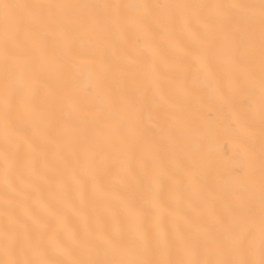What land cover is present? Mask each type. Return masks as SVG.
<instances>
[{
  "label": "snow or ice",
  "instance_id": "6c2138e0",
  "mask_svg": "<svg viewBox=\"0 0 264 264\" xmlns=\"http://www.w3.org/2000/svg\"><path fill=\"white\" fill-rule=\"evenodd\" d=\"M0 264H264V0H0Z\"/></svg>",
  "mask_w": 264,
  "mask_h": 264
},
{
  "label": "bare ground",
  "instance_id": "6f19581e",
  "mask_svg": "<svg viewBox=\"0 0 264 264\" xmlns=\"http://www.w3.org/2000/svg\"><path fill=\"white\" fill-rule=\"evenodd\" d=\"M70 2H75V0H70ZM172 55H179V53H172ZM108 181H105V183H107ZM108 195H111V196H115V195H119L118 192H110L108 193Z\"/></svg>",
  "mask_w": 264,
  "mask_h": 264
}]
</instances>
